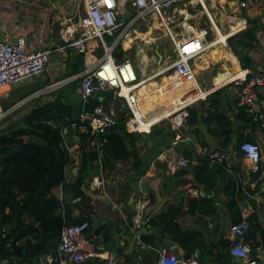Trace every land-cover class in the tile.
Segmentation results:
<instances>
[{
  "label": "crops",
  "instance_id": "1",
  "mask_svg": "<svg viewBox=\"0 0 264 264\" xmlns=\"http://www.w3.org/2000/svg\"><path fill=\"white\" fill-rule=\"evenodd\" d=\"M121 1L122 0H119V2ZM240 1H245V5L239 4ZM206 3L208 4V7ZM216 3L220 7L225 4H230V6L234 5L233 8H240L244 15L242 18L241 16L236 18L238 23L236 22V24L231 27L233 30L229 32H222L216 23V27H214L210 21L209 29L206 30L205 36H207L210 32L212 34H217V37L215 36L213 38L215 40L214 44L211 45L213 41H209L207 44L204 43V45H200L198 47L193 46L190 48L189 52L185 51L182 43H188V41L195 42V40H197L196 37H191L190 29H192V27L186 22L181 24V33L177 31L174 32V30L170 29L171 35H173L174 39L178 41L186 55L189 53H194L195 55L196 51L203 49L205 46H215L218 44L216 42L222 43L226 40V37L232 33L246 26H250L251 24H255L254 26L256 29L254 35L256 40L253 41V44L251 46L245 47L237 45L239 50L248 55L250 65L241 67L236 55L231 50L233 54L229 51L224 54V57L228 61L227 66L221 67V69H219L216 74L218 72L224 71V73H227L228 70H231V72L229 71V73L225 74L224 76L227 79L229 77V79H233L232 74L237 69H245L248 75L258 72L264 74V0H205V7L200 2L199 4L203 8L206 17L211 19V13L214 14L215 11L211 13L210 11L213 10L212 6ZM128 4L129 1H125L126 7ZM175 6L171 9H174ZM81 12L82 6L80 0H0V35L6 39H11L16 34L23 33L26 37L27 46H49L51 48V52L48 55L44 71L42 75L36 76L37 78L39 77L41 79L42 76H44V78L49 80V78H56L62 74L68 73L75 65L74 59L72 57L76 54V52L75 49L68 44V41L78 34L77 18ZM165 12L169 13V9ZM125 13L126 12L121 13V15H124ZM186 14L187 11H185L184 20L188 18H186ZM155 20L161 21L159 19ZM154 21L150 27H148V29L153 26ZM161 22L163 23V21ZM202 34L203 31L201 30L198 36H202ZM231 58H234V64H231ZM242 73L243 71H240L237 76L242 75ZM157 74L158 72L155 75ZM216 74L212 76V81H214ZM187 75L188 78L192 79L189 73H187ZM193 75H195V72ZM147 77L142 80L143 84L146 83L147 79L152 78ZM194 77L196 79V76ZM222 80L223 79L214 83L211 81L209 86L204 87L205 89H197L198 93L195 92L192 100L197 97L205 96L204 108H206L208 106L206 100L207 94L216 89L219 90L217 92L218 102L216 107L219 111H222L225 115L234 120L232 128L228 133L229 141H227L226 144H221L218 142L221 140L222 136L218 135L217 132L212 133L205 122V124L201 121L194 124H188L185 123L184 120L183 123H181L178 127L169 125L167 127L168 130H161V133H166L167 131L170 132V130L172 132V139L169 142H165V145L162 146V149L158 150V152L155 154L152 152L151 154L145 155L144 157L142 155L139 168L144 167V171L139 172L140 174H138L137 180L131 184V187L134 189L132 193L135 192L136 186L141 187L143 191L149 193L150 203L148 204L145 211L146 219L145 223L143 224V232L147 233L148 238H150V240L147 242L151 247L141 250V254L138 258H134L132 254L133 240L131 233H127L123 226L125 221L128 219L127 217L130 215V203L134 196L129 197V195L125 198V195L121 193V187L114 183L115 179H111V181L104 179L106 186L105 184L104 186H99V183L96 185V173L91 175L89 181L81 184V189L83 191L82 197L76 195L73 182L76 179V168L78 167L79 153L77 152V142L68 141L69 151L70 155L73 157V161L65 166L63 181L59 184V186H57L55 190L59 192V198L62 199V202L68 204L67 206L70 210L69 215L71 218L77 219L79 211L86 210L88 208V204H90L91 209L89 213L94 217L92 218L94 220L93 224L101 222L102 226L110 233V237L103 242V246L90 240H88L86 243L87 248L92 247L98 252L96 258L92 257L90 259L94 260L95 264H155L157 257V247L161 245H165L170 248L181 259L187 257L189 252L193 248H196L197 245H194L192 248L188 249L180 246L170 237L166 231L162 230L160 225H151L150 223L146 222L151 217L155 218L160 212L165 211L169 203H177L179 197H181V199L186 202L190 197H196H188L183 189L178 188V186L186 178H188V176H193L192 164L186 168H180L185 169V172L181 175L178 174V170H180L179 168L172 169L169 168L167 164H165L167 155H169L172 150H175L179 154H183L186 157L189 155L190 157H188V159L190 163H193L196 161L195 158L197 153H201V148L204 145H220L222 147H229L230 152L235 156L236 168L239 171V179L243 189L242 192L239 187H235L234 183V192L238 194L240 193V195H242L246 207L245 212L252 209L255 213L256 219L258 220V223L262 228H264V128L256 122L253 123V125L250 124V126H243L240 124L239 118H232L239 105L236 104V100L232 93L233 84L231 82L227 83V81L225 82ZM42 81V84H44L45 80L42 79ZM181 81L184 83L183 80ZM150 82L151 80L148 83ZM186 82L187 83L184 84L187 85L188 81ZM139 84H141V82H139ZM40 85L35 86L33 89L40 87ZM69 85L73 88L72 84ZM10 86H14V84H11ZM70 86L68 88H70ZM68 88L63 89V91L59 89V96L62 100L68 103H71L73 100L72 102H75L76 104L77 93L75 99H73V95L69 92L70 90H67ZM14 95L15 94H13V97ZM181 95V93H178L176 96L180 97ZM44 97L40 98L39 100H35V103L37 104L44 101ZM152 100L154 101V98ZM197 101L194 102L193 105L196 104ZM28 102L30 106L33 105V101ZM256 103L258 110L264 115V85H259L257 88ZM204 114L205 112L203 115ZM166 115V112L163 114L159 113V115H153L152 117H147L146 120L141 119L140 121L143 122V126L147 128L149 124ZM194 127L196 128V131H194ZM144 134L142 133V136H145ZM238 134L240 137L245 134V136L248 138L250 137V139L258 141L260 145L259 164L258 169L255 171L249 170V161L241 157L240 152L237 149L236 140ZM74 138L77 139V137ZM172 140H175V142L172 143ZM144 150L145 149H140V153ZM162 153L165 154L164 157L161 156ZM114 168H118L124 171L126 174L131 172V170L127 169V164L124 162H119ZM225 172L221 175L222 183L218 185V189L214 192V202L210 204L213 208H209V206H207L204 201H198L197 203L193 204L191 209H182L184 212H182V214L178 215L176 218L177 224L181 228H192L198 231L200 233L198 236V241L204 242L205 244H213L219 237L227 238L226 230L230 223L235 222L233 219H235L236 215H233L231 210L227 207V191L225 190L224 186L221 189V185L227 178L233 180V177L228 174L226 170ZM85 179L86 177H84V181ZM254 179H256V181ZM108 182L109 185L107 184ZM195 185L197 186L198 191H201L199 192L201 193L199 195L202 196L204 194L202 188L198 186L196 182ZM253 186L255 187L254 190L250 191L249 189ZM247 190L248 195L246 196ZM117 196H121L122 198L116 199ZM241 216L242 213L239 210V217ZM219 221H222L223 226L219 232V235H217ZM261 238L263 245L256 253V257L258 258L259 264H264V237L261 236ZM227 240L230 242L229 238H227ZM201 247L203 246L199 245L197 247L199 250L198 260L201 264H208L214 259L213 257L215 254L211 256L200 254L202 252ZM42 254H44V252L36 256V263H38V257ZM0 264H9V262L4 259H0ZM12 264L20 263L19 261H13ZM221 264H240V262H238L234 256L230 255L225 261H221Z\"/></svg>",
  "mask_w": 264,
  "mask_h": 264
},
{
  "label": "built area",
  "instance_id": "2",
  "mask_svg": "<svg viewBox=\"0 0 264 264\" xmlns=\"http://www.w3.org/2000/svg\"><path fill=\"white\" fill-rule=\"evenodd\" d=\"M80 1L82 12L77 18L78 34L70 39L68 44L75 49V52L82 55L83 67L78 71L68 72L56 78H49V80L42 76V79L45 80L44 84L0 110V113L13 110L25 101H32L33 98H36L34 96L38 94L49 92L66 83H72L79 96V111L75 115L65 114L62 116L63 128L69 130V133L61 135L63 137L62 145L67 140L66 145L63 146L70 153L68 141H74L71 134H82L84 135V149L95 152L97 160H100L106 142V133L119 122V117H121V125L126 131L143 134L148 133L151 126L163 118L160 117L149 124L147 128L143 126L144 124L140 120L145 119L148 115L142 111L138 91H136V98L131 95L133 107H131L126 96L121 94L122 87L128 89L138 83L143 77H138L135 65L124 53L118 59L114 57L112 54L114 47L119 44L122 49H126L130 45L131 40H129L127 46H124L122 43L123 38L127 33L130 34L133 31L134 24L141 22L146 25L152 11L158 12L160 17L166 16L169 15V13L165 12L167 7L173 8L177 4L194 0H130L131 14L124 19L117 18L119 0ZM195 1L200 2L205 7L203 4L205 0ZM239 4L245 5V1H240ZM127 10L125 12L129 13L130 11ZM165 20V22L164 20L162 21L167 27V19ZM91 39L101 48V53L97 54L98 56H92L88 50L87 45ZM173 44L179 54L176 43L173 42ZM50 52L51 48L46 45L38 47L27 46L26 37L23 33H18L11 39H6L0 35V86L42 75ZM178 59L179 57L171 63H167V68L173 67L177 72H187L188 69L184 63L173 64ZM190 82L192 81L190 80ZM229 82L233 84L232 93L236 104L242 107L244 114L249 116L251 121L258 123L264 128V115L258 110L256 103L257 88L259 85H264V77L260 73L248 75L244 69L242 75L227 81V83ZM195 92L188 90L189 94H194ZM204 97H197L173 111L175 113L171 118V125L178 127L183 123L187 113L186 105L199 99H204ZM174 142L175 140H172V143ZM236 146L241 157L249 161V170H257L260 158L258 141L250 139L243 134L239 141L236 140ZM245 146L255 150V159L245 149ZM201 153L206 154L211 162L221 164L227 173L233 177L235 187H239L243 192L239 171L236 168V159L234 154L230 152L229 147L204 145L201 148ZM161 156L164 157L165 154L162 153ZM165 164L169 168L180 169L186 168L192 162L190 163L185 155L172 150L167 155ZM96 177L98 178L97 175ZM96 180L99 182V179ZM178 188L183 189L188 197L197 196L201 192L200 190L198 191L193 176H188ZM149 203V193L136 186L134 197L130 203V215L123 225L124 230L127 233H131L134 258L140 256L141 250L151 247L147 241L141 238V232L144 229L143 224L146 219L145 211ZM236 203L242 216L239 220L230 223L226 230V237L230 240L227 251L230 255L239 257L242 261L241 264H259L256 253L263 245L261 235L258 232L254 233V245H251L250 238H245L248 221L243 215L246 207L242 195L236 197ZM182 209L187 210V203L184 200H182ZM88 218L92 219L94 217L89 213ZM88 218H82L78 222L63 224L59 230L54 251L40 255L38 264H48L52 261H58L59 264H69L97 256L98 252L96 249L86 247L88 239L84 233L85 229L90 226ZM198 256L199 250L197 247L193 248L187 257L181 259L170 248L161 245L157 247L155 264H201ZM208 264H219V262L213 259Z\"/></svg>",
  "mask_w": 264,
  "mask_h": 264
},
{
  "label": "trees",
  "instance_id": "3",
  "mask_svg": "<svg viewBox=\"0 0 264 264\" xmlns=\"http://www.w3.org/2000/svg\"><path fill=\"white\" fill-rule=\"evenodd\" d=\"M130 14L131 11L124 15L117 14V18L124 19ZM254 32L255 27L251 24L226 37V42L236 55L241 67L249 65V58L237 48V45L251 46L256 40ZM204 33L206 34V31ZM132 36L127 34L129 38ZM87 47L92 56H97L101 51L93 39L88 42ZM126 50L117 44L112 54L118 59ZM180 56L187 61L188 56L184 52H181ZM72 58L75 65L69 72L80 70L83 67L82 55L76 52ZM33 88V85L27 86L18 95H24ZM218 91L216 89L207 94L208 106L206 108H204L201 99L197 101L198 105H187L184 122L188 124L205 122L212 133L217 132L222 136L218 142L226 144L229 141L228 133L234 120L217 109ZM59 94L57 91L52 98L32 105L24 115L20 116L17 124L0 130V259L6 260L9 264H12L13 261H19L20 264H37L35 258L38 254L54 251L61 226L88 218L91 209V205L88 204L86 210L79 211L77 219L71 218L68 204L62 202L59 192L55 190L63 181L65 166L73 161L67 148L62 145L63 137L61 135L67 130L63 129L61 118L65 114L75 115L79 111L78 94L76 104L62 100ZM12 101L11 99L9 103ZM6 105L4 104L3 107ZM234 117L239 118L240 124L243 126L255 123L244 114L240 105L232 118ZM121 123L122 119L119 117V122L106 133V142L98 165L106 169L115 167L120 161L127 164V169L131 172H128L120 181L114 180V183L121 187V193L126 198L129 195V197L134 196L131 184L137 180L139 172L144 171V167L139 168L142 158L140 146L136 141L139 133L126 131ZM194 131H196L195 127ZM154 134L159 140L153 145V154L162 149L165 142L172 139L171 130L166 133H161V130L155 133L150 132V136ZM83 140L84 135L78 134L76 141L78 142L79 160L73 186L76 195L80 197L83 194L80 185L89 181L91 175L98 170V166L94 162L95 159H98L96 153L85 150ZM239 140L240 135L238 134L237 141ZM195 159L196 161L192 163L193 179L202 188L204 194L190 197L186 202L187 210L191 209L193 204L198 201H204L209 208H213L210 204L214 202L213 195L218 189V185L222 183L221 175L225 169L221 164L211 162L204 153H197ZM178 172L181 175L185 169H180ZM84 177H86L85 181ZM254 180L256 181V179ZM223 186L227 191V207L233 215H236L233 220L237 221L240 217L236 197L240 196V193L234 192L232 179L227 178L221 185V189ZM254 186L249 190L253 191ZM119 198L122 197L117 196L116 199ZM182 212H184L182 200L179 197L177 203H169L165 211L160 212L155 218L151 217L146 222L151 225H160L163 231H166L173 240L186 249L200 245L203 246L200 254L208 256L215 254L213 258L219 264L221 261H225L230 256L227 251L229 243L227 238L219 237L213 244L198 241L200 235L198 231L192 228H181L177 224L176 218ZM243 215L248 221L245 238H250L251 245H254V233L258 232L264 237V228L258 223L252 209ZM89 223L90 226L85 231L93 227L94 220L89 219ZM141 238L145 241L150 240L147 233L144 232H141ZM90 259L86 258L83 261L69 264H95L94 260ZM48 264L59 263L52 261Z\"/></svg>",
  "mask_w": 264,
  "mask_h": 264
},
{
  "label": "rangeland",
  "instance_id": "4",
  "mask_svg": "<svg viewBox=\"0 0 264 264\" xmlns=\"http://www.w3.org/2000/svg\"><path fill=\"white\" fill-rule=\"evenodd\" d=\"M125 1L128 2L130 0H122L121 2L118 3L117 14L124 13L125 10L127 9L131 10V6H129L130 4H128V6L126 7ZM206 5L208 7L207 3ZM233 6L234 5L230 6V4H225L222 7H220L217 3L212 6L213 10H211L210 13L215 11L214 14L211 13L212 18L222 32H229L233 30L231 27L235 25L236 22L238 23L236 18L239 16H241L242 18L244 15L243 11L240 8L234 9ZM168 9H169V15H166V17L164 18V21H166L165 19H167V27L165 26V24H163L161 21L158 20L154 21V24L153 26H151L150 29H148V27L150 26H147L141 22L134 24L132 28L133 31L130 33L133 35V38L131 39L130 45L126 48L127 50L124 53L126 56L130 58V60L135 65L136 72L139 78L143 77L142 79H144L147 76L152 77L150 83H148L147 81L144 84L143 83L140 84L143 85L142 87H140V91L145 92L147 96L138 91L139 103L141 105L142 111L148 115L146 117L159 115V113L163 114L170 107H175L177 104L190 99V95L193 96L195 93L189 94L188 90L196 91L198 93L197 91L198 87H200L201 89H205L204 88L205 86H209L213 79L212 76L215 75L216 72L219 69H221V67L227 66L228 64V61L224 57L225 56L224 54L228 51L231 52V49H229L228 43L225 42L226 41L225 40L222 43L216 42L218 44L215 43L216 44L215 46H209V47L205 46L204 49L199 50L194 56L188 59V64L190 66L191 72L193 74L195 72L194 76H196V82L198 83V85H196L192 79L191 80L194 83L190 82V80L187 78V73H189V75L191 76V73L188 70L187 72H177L173 67L167 68V63H171L173 60L177 59L178 57L180 58V53L179 54L177 53V50L174 48V44H173L174 41L171 38V36H169V32H171L170 29L174 31L176 30L177 32L181 33L182 32L181 24H183V22H186L192 27V29H190L191 37L192 38L196 37L197 40H195V42L188 41V43H182V46L185 48L184 50L188 52L190 51V48H192L193 46L198 47L200 45H204V43L207 44L209 41L211 42L213 41L211 45L214 44L215 40L213 38L215 36L217 37V34H212L211 32L207 36H205L204 32L207 29H209L210 20L208 17H206L204 10L200 6L198 1L194 0L192 2L180 3L177 4L174 9L167 7V10ZM185 11H187L186 18L187 17L188 18L184 20ZM201 30L203 31V34L202 36H198ZM128 42L129 40L125 36L122 42L123 45L127 46ZM178 60L180 61V59ZM229 71L231 72V70H228L227 73H224L225 71L218 72L212 83L219 81L221 79H223L222 81L227 79L224 76L225 74H228ZM157 72L158 74L155 75ZM258 73H260L264 77L263 73L261 72ZM31 78L32 79H24L21 81H16L14 83H9L5 87L0 88V110H3L4 108L12 104L14 101L21 98L23 95L20 96L18 94L22 91L23 88L32 85L35 87L42 84L43 82L42 79L39 77L38 78L31 77ZM33 78H37V79H33ZM173 79L183 80L184 83H187L186 81H188L187 87H191V88H189L187 91L182 93L180 97H178L174 95V93H172V90L170 89V84ZM11 84H14L15 87L10 86ZM69 84L72 83L64 84L63 86L59 87L60 90L63 91V89L68 88L70 86ZM59 88L57 87L49 92H45L34 96L36 98L32 99L33 105L36 104L35 100H39L44 96L45 97L43 99L53 97V95L57 93ZM67 90H70L69 92L73 95L72 98L75 99L76 97L75 86H73V88L70 86V88H68ZM13 94H15L14 97ZM153 98L154 101L152 100ZM11 99L13 101L9 103ZM145 100L147 105L146 103H144ZM28 101L21 103L13 110L0 113V130H2V128H8L10 126L17 124L20 116L24 115L30 106ZM202 101L204 102L203 103L204 106L205 99H202ZM4 104L7 105L3 107ZM198 104L199 103H196L195 105ZM187 105H193V102ZM174 113L175 112L171 113V115H169L168 117H163L160 120H158L156 123H154L151 126L149 132L144 134L145 136H142V133H139V136L136 139L137 142L139 141L137 144L140 146V149H145L143 152L141 151V156L143 155L144 157L145 155L151 154L153 152V145H155L159 140L155 134L150 136V132L152 131L155 133L163 129L168 130L167 127L171 125V118L174 115ZM66 141L63 142L64 146L66 145ZM188 157L190 156L188 155ZM94 162L98 166L96 175L98 176L97 179H99V182L98 180L95 181L96 185L99 183V186L102 185L104 186V184L106 186L104 179H106L107 181L108 180L111 181V179L120 181L126 175L124 171L120 169H116L114 167H110L106 169L99 167L98 164H100V160L96 159L94 160ZM120 162L123 163L124 161H120ZM107 184L109 185V182ZM80 187H82V185H80Z\"/></svg>",
  "mask_w": 264,
  "mask_h": 264
},
{
  "label": "bare ground",
  "instance_id": "5",
  "mask_svg": "<svg viewBox=\"0 0 264 264\" xmlns=\"http://www.w3.org/2000/svg\"><path fill=\"white\" fill-rule=\"evenodd\" d=\"M204 5H205V2L203 3ZM209 11V10H208ZM165 18V16H162V17H160L159 16V14H158V12H156V11H152L151 12V14H150V19L147 21V26H150L151 24H152V22L155 20V19H164ZM211 19H212V17H211ZM210 18H209V20L211 21V23H212V25H214V27H216V25H215V22H214V20L212 19L211 20ZM161 20V21H162ZM188 26V25H187ZM185 30V29H184ZM169 31V30H168ZM176 31V30H175ZM174 31V32H175ZM132 35V34H131ZM169 35L171 36V38L177 43V48H178V50H179V53H181V52H183V49H182V47L179 45V43H178V41L177 40H175L174 39V37H173V35H171V33L169 32ZM186 37V36H185ZM184 37V38H185ZM126 38L128 39V40H131L132 38H133V36H132V38H129V37H127V35H126ZM124 39V38H123ZM123 41V40H122ZM194 53H189V54H187V56H188V58L189 57H191L192 55H193ZM142 56V55H141ZM180 61L179 60H177L176 62H174L173 64H176V63H178V62H182V63H184L186 66H187V69L190 71V73H191V70H190V67H189V64H188V59H187V61H184L183 59H182V57L180 56ZM231 60V64H234V58H231L230 59ZM240 71H243L244 72V69H237L232 75H233V78L234 77H238L237 75H238V73L240 72ZM191 77H192V79H193V81L195 82V84L196 85H198V83L196 82V79H195V77H194V75L191 73ZM148 78V77H147ZM230 78V77H229ZM228 78V79H229ZM189 79H191V78H189ZM228 79H226V80H224V81H228ZM143 79H141L139 82H141ZM151 80V78H149V79H147V81L149 82ZM146 81V82H147ZM139 82L138 83H136V84H134L133 86H131L130 88H128V89H126L125 87H122L121 88V94L122 95H125L126 96V98H127V100H128V102L130 103V105H131V107H133V100H132V97H131V95L133 96V97H135L136 98V91H139L140 93H142V94H145L146 95V93L145 92H143V91H140V87L141 86H143V85H140L139 84ZM139 84V85H138ZM188 85V84H187ZM187 85L186 84H184L180 79L179 80H177V79H173L172 80V82H171V84H170V87H171V89H172V91H173V93H174V95H177L178 93H184L185 91H187L189 88H191V87H187ZM0 87H3V86H0ZM200 87H198V89H199ZM200 91V90H199ZM147 96V95H146ZM194 96V95H193ZM193 96H191L190 95V99H188V100H186V101H184V102H181V103H179V104H177L175 107H170L167 111H166V113H167V115L165 116V117H168L173 111H175L178 107H180L181 105H183L184 103H187V102H189V101H191L192 100V98H193ZM204 97V96H203ZM112 101V100H111ZM144 103H146V100H145V102ZM146 105H147V103H146ZM147 119V117H145V119L144 120H146Z\"/></svg>",
  "mask_w": 264,
  "mask_h": 264
},
{
  "label": "water",
  "instance_id": "6",
  "mask_svg": "<svg viewBox=\"0 0 264 264\" xmlns=\"http://www.w3.org/2000/svg\"><path fill=\"white\" fill-rule=\"evenodd\" d=\"M76 137V136H74ZM223 226L222 221H219V228L217 231V235ZM85 237L88 238L90 241L99 243L103 246V242L110 237V233L102 226V223L99 222L94 224L93 227L85 233ZM238 262L242 263L241 259L235 256Z\"/></svg>",
  "mask_w": 264,
  "mask_h": 264
},
{
  "label": "clouds",
  "instance_id": "7",
  "mask_svg": "<svg viewBox=\"0 0 264 264\" xmlns=\"http://www.w3.org/2000/svg\"><path fill=\"white\" fill-rule=\"evenodd\" d=\"M78 53V52H77ZM54 94V93H53ZM46 100V99H45ZM63 124V123H62ZM63 126V125H62ZM64 129V128H63ZM64 130H67V132L66 133H69V130L68 129H64ZM139 133V132H138ZM72 135V137L74 138V136H78V135H74V134H71ZM72 141V140H71ZM70 141V142H71ZM72 142H77L76 141V139L74 138V141H72ZM76 146L78 147V142H77V144H76ZM245 149L247 150V151H249V153L252 155V157H253V159H255V150L254 149H252L251 147H249V146H245ZM78 153H79V150L77 151ZM87 231V230H86ZM85 231V232H86ZM88 239V238H87ZM89 240V239H88ZM93 257H95V256H93ZM92 258V257H91ZM38 264V263H37Z\"/></svg>",
  "mask_w": 264,
  "mask_h": 264
}]
</instances>
